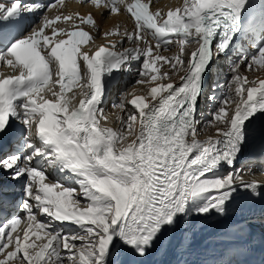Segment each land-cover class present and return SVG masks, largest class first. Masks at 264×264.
<instances>
[{
  "label": "snow or ice",
  "instance_id": "1",
  "mask_svg": "<svg viewBox=\"0 0 264 264\" xmlns=\"http://www.w3.org/2000/svg\"><path fill=\"white\" fill-rule=\"evenodd\" d=\"M67 2L133 26L104 31ZM160 3L0 2V264H133L238 197L264 199L238 167L264 137V78L248 75L264 73V0Z\"/></svg>",
  "mask_w": 264,
  "mask_h": 264
},
{
  "label": "bare ground",
  "instance_id": "2",
  "mask_svg": "<svg viewBox=\"0 0 264 264\" xmlns=\"http://www.w3.org/2000/svg\"><path fill=\"white\" fill-rule=\"evenodd\" d=\"M74 6L83 12H94L98 18L99 25L104 27V31L115 27L117 23L127 22L124 15L105 20L106 14L103 13L102 16V10H91L88 7ZM172 6H175V4ZM102 22H105V24H102ZM164 69L167 70V66ZM248 75L249 79L255 78L256 75L264 78V73L256 75L248 73ZM229 76L225 80L220 78L224 80L220 92L226 91L224 86L228 83ZM137 94H142L139 89ZM109 120L112 122L109 121L108 126L119 127L115 114L110 115ZM213 134L214 130L208 129L200 136V139H206L207 136ZM253 164L240 161L238 167H253L256 170V175H245L244 179L246 181H259L264 184V174H261L260 169ZM0 175V178H3V175ZM8 183L12 184L10 181ZM16 187L20 189L19 185ZM18 196L20 195L18 194ZM38 243H42V241ZM158 246H160L159 250L147 261V264H222V261H224L223 257L228 254L255 247H264V199L238 197L231 206L227 219L219 217L209 219L196 218L190 226L189 235L186 239L182 230H178L175 233L167 234L164 244ZM204 251L213 253L215 257L205 259L202 255ZM137 259L134 256L130 257L133 264L136 263Z\"/></svg>",
  "mask_w": 264,
  "mask_h": 264
}]
</instances>
